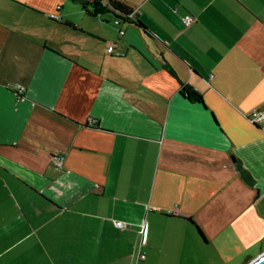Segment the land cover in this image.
I'll return each mask as SVG.
<instances>
[{"label":"crops","instance_id":"crops-1","mask_svg":"<svg viewBox=\"0 0 264 264\" xmlns=\"http://www.w3.org/2000/svg\"><path fill=\"white\" fill-rule=\"evenodd\" d=\"M118 1L133 15L0 0V264H248L264 0Z\"/></svg>","mask_w":264,"mask_h":264},{"label":"trees","instance_id":"trees-1","mask_svg":"<svg viewBox=\"0 0 264 264\" xmlns=\"http://www.w3.org/2000/svg\"><path fill=\"white\" fill-rule=\"evenodd\" d=\"M79 1H81L85 12L93 16L95 15L97 16L106 12H112L113 14H115L120 18H129L131 15H133V10L118 0H79ZM138 23L140 22L138 21ZM140 25L145 29L143 24L140 23ZM181 92L182 94L186 95L188 99L192 101L199 100V103H202L201 97L196 92H194L192 88L183 87L181 89ZM199 232L202 235L200 229Z\"/></svg>","mask_w":264,"mask_h":264},{"label":"built area","instance_id":"built-area-1","mask_svg":"<svg viewBox=\"0 0 264 264\" xmlns=\"http://www.w3.org/2000/svg\"><path fill=\"white\" fill-rule=\"evenodd\" d=\"M58 9H59V7H58ZM49 17L51 19H56L58 21L62 20V17L59 16L58 13L49 14ZM183 22H184V24L186 26H190L194 22V17L185 16L183 18ZM115 24L116 25H120V21L116 20ZM113 50H114V46H110L108 48V53H112ZM248 119L253 124H264V108H259V109L253 110L249 114ZM63 161H64V158L61 155H56V156L51 158L52 165H54L55 167H58V168H62ZM115 224H116L117 227H120V228H125L127 226V223H125L123 221H115ZM140 233L142 234V239H141V244H140L139 249H138L137 261H141V260L146 258V255L142 252V246L145 244L146 236H147V227H146V225H142L141 226Z\"/></svg>","mask_w":264,"mask_h":264},{"label":"water","instance_id":"water-1","mask_svg":"<svg viewBox=\"0 0 264 264\" xmlns=\"http://www.w3.org/2000/svg\"><path fill=\"white\" fill-rule=\"evenodd\" d=\"M248 264H264V252Z\"/></svg>","mask_w":264,"mask_h":264}]
</instances>
